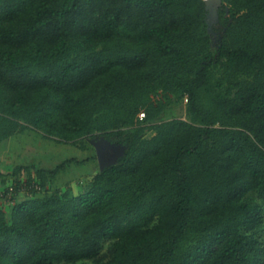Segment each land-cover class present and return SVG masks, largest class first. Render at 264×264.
Wrapping results in <instances>:
<instances>
[{
  "label": "trees",
  "instance_id": "1",
  "mask_svg": "<svg viewBox=\"0 0 264 264\" xmlns=\"http://www.w3.org/2000/svg\"><path fill=\"white\" fill-rule=\"evenodd\" d=\"M211 9L0 0V140L34 128L95 151L14 167L17 188L46 191L0 196V264H264V0ZM102 137L115 163L82 192L47 190Z\"/></svg>",
  "mask_w": 264,
  "mask_h": 264
},
{
  "label": "rangeland",
  "instance_id": "2",
  "mask_svg": "<svg viewBox=\"0 0 264 264\" xmlns=\"http://www.w3.org/2000/svg\"><path fill=\"white\" fill-rule=\"evenodd\" d=\"M186 102L181 101L167 108L165 115L167 118L186 115ZM154 134V132H152ZM96 140V139H95ZM93 139V141H95ZM92 141V140H91ZM10 152L12 150L15 155L17 152L16 163H35L38 166L46 168L54 167L56 164L72 158L79 157L81 159L88 155H94L93 149L83 150L72 143L57 141L51 137H45L44 132L29 128L17 134L10 136L4 140H0V152ZM97 159H91L84 164L72 163L65 171L60 173L55 179L54 187L47 188L53 191L54 188L62 190L70 189L74 193L82 192L87 184L92 180L98 172L100 164ZM99 165V166H98ZM46 190L42 189L37 194H43ZM251 195L261 204L262 223L259 228V237L264 241V199L258 198L255 192ZM110 240L105 241L101 254H104L109 248ZM97 258L84 259L73 264H99Z\"/></svg>",
  "mask_w": 264,
  "mask_h": 264
},
{
  "label": "water",
  "instance_id": "3",
  "mask_svg": "<svg viewBox=\"0 0 264 264\" xmlns=\"http://www.w3.org/2000/svg\"><path fill=\"white\" fill-rule=\"evenodd\" d=\"M212 3V9L209 13L208 20L214 22L218 14V6L220 0H210ZM94 146L96 149L97 157L100 166L103 168L106 165L113 164L121 156L123 150L112 143H110L105 138H99L94 141Z\"/></svg>",
  "mask_w": 264,
  "mask_h": 264
},
{
  "label": "crops",
  "instance_id": "4",
  "mask_svg": "<svg viewBox=\"0 0 264 264\" xmlns=\"http://www.w3.org/2000/svg\"><path fill=\"white\" fill-rule=\"evenodd\" d=\"M16 157H18L17 152L14 155L12 150L10 152H6V150L4 152H0V175H2V177L0 176L1 187L3 185L9 184L14 178V175H12V171L17 165ZM2 178H5L6 181H3Z\"/></svg>",
  "mask_w": 264,
  "mask_h": 264
},
{
  "label": "built area",
  "instance_id": "5",
  "mask_svg": "<svg viewBox=\"0 0 264 264\" xmlns=\"http://www.w3.org/2000/svg\"><path fill=\"white\" fill-rule=\"evenodd\" d=\"M14 182H10L9 184H6L5 186L0 187V196L4 197L6 190L10 194L14 193H20L21 195L26 194H32L34 191H40L42 189V186L39 181L34 180L31 183H23L17 188Z\"/></svg>",
  "mask_w": 264,
  "mask_h": 264
}]
</instances>
